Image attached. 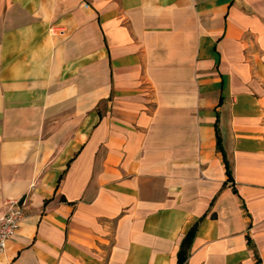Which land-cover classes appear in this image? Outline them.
Listing matches in <instances>:
<instances>
[{
  "label": "crops",
  "instance_id": "crops-1",
  "mask_svg": "<svg viewBox=\"0 0 264 264\" xmlns=\"http://www.w3.org/2000/svg\"><path fill=\"white\" fill-rule=\"evenodd\" d=\"M11 199L0 264H264V0H0Z\"/></svg>",
  "mask_w": 264,
  "mask_h": 264
},
{
  "label": "built area",
  "instance_id": "built-area-1",
  "mask_svg": "<svg viewBox=\"0 0 264 264\" xmlns=\"http://www.w3.org/2000/svg\"><path fill=\"white\" fill-rule=\"evenodd\" d=\"M24 215L23 202L18 199L8 201L7 209L0 214V253L4 251L7 240Z\"/></svg>",
  "mask_w": 264,
  "mask_h": 264
},
{
  "label": "trees",
  "instance_id": "trees-1",
  "mask_svg": "<svg viewBox=\"0 0 264 264\" xmlns=\"http://www.w3.org/2000/svg\"><path fill=\"white\" fill-rule=\"evenodd\" d=\"M216 146H217V149H219L223 153V159H224V163H225L226 173L228 175V179L232 180L233 179L232 161H231L229 154L226 152L225 148L223 147L222 137L220 134L218 122L216 123Z\"/></svg>",
  "mask_w": 264,
  "mask_h": 264
}]
</instances>
